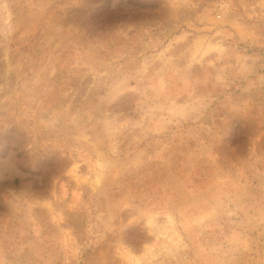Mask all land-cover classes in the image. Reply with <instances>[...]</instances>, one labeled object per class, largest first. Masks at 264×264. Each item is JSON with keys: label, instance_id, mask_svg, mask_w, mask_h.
<instances>
[{"label": "rangeland", "instance_id": "obj_1", "mask_svg": "<svg viewBox=\"0 0 264 264\" xmlns=\"http://www.w3.org/2000/svg\"><path fill=\"white\" fill-rule=\"evenodd\" d=\"M0 264H264V0H0Z\"/></svg>", "mask_w": 264, "mask_h": 264}]
</instances>
